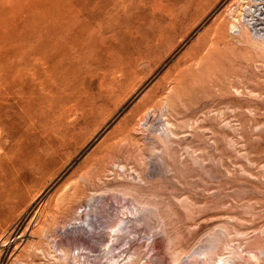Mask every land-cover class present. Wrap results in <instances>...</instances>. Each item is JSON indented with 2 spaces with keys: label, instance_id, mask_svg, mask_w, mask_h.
<instances>
[{
  "label": "rangeland",
  "instance_id": "1",
  "mask_svg": "<svg viewBox=\"0 0 264 264\" xmlns=\"http://www.w3.org/2000/svg\"><path fill=\"white\" fill-rule=\"evenodd\" d=\"M0 99V264L264 246V0H0Z\"/></svg>",
  "mask_w": 264,
  "mask_h": 264
},
{
  "label": "bare ground",
  "instance_id": "2",
  "mask_svg": "<svg viewBox=\"0 0 264 264\" xmlns=\"http://www.w3.org/2000/svg\"><path fill=\"white\" fill-rule=\"evenodd\" d=\"M1 100V99H0ZM6 100V99H5ZM8 100V99H7ZM6 100V101H7ZM9 101V100H8ZM1 102V101H0ZM3 103V102H2ZM5 103H7V102H5ZM2 105V104H1ZM0 105V106H1ZM1 107H3V106H1ZM1 107H0V109H1ZM1 111H3V110H1ZM0 111V112H1ZM17 113V112H16ZM3 115V114H2ZM2 118H3V116H2ZM1 121H3V120H1ZM5 121V120H4ZM46 156V155H45ZM4 174H6V173H4ZM3 174V175H4ZM8 176V175H7ZM4 177H5V175H4ZM10 177V176H9ZM6 185V184H5ZM131 189V188H130ZM132 191V190H131ZM130 191V192H131ZM80 235V234H79ZM83 235V234H82ZM77 236V235H76ZM75 237V236H74ZM79 237H82V236H79ZM76 238V237H75ZM227 247V246H226ZM217 248V247H216ZM230 248V247H229ZM250 248H251V252H249V255H248V259H249V263H247V264H264V246H250ZM183 249V248H182ZM229 250V249H228ZM244 250H246V247L244 246H231V248H230V251H227L226 250V252H230V255H228L227 256V254H226V256L227 257H224V255H223V257H221L220 256V258L218 259H216V261L215 262H212L211 264H240V262H239V259H245L246 258V255H247V253H244ZM203 251V250H202ZM204 252H207V251H205L204 250ZM225 252V251H224ZM221 253V252H220ZM222 253H223V250H222ZM61 256H63V258H65V260H67V262H68V264L70 263L69 262V260L68 259H66L67 257H66V255L65 254H63V255H61ZM133 256V255H132ZM131 256V257H132ZM208 256V255H207ZM74 257H76V256H74ZM217 257H219V256H217ZM211 258V257H210ZM131 260H133V259H136V256H134L133 258H130ZM131 260H130V262H131ZM212 260H213V258H212ZM75 261V260H74ZM76 262H77V260H76ZM205 262H206V260H205ZM243 262V261H242ZM242 262H241V264H242ZM128 264H129V261L127 262ZM243 263H245V262H243ZM130 264H136V262H135V260H133ZM138 264V263H137ZM142 264H147V262H144V263H142Z\"/></svg>",
  "mask_w": 264,
  "mask_h": 264
}]
</instances>
